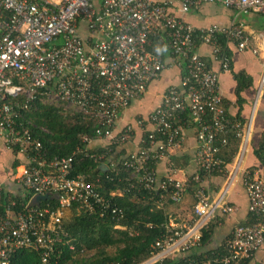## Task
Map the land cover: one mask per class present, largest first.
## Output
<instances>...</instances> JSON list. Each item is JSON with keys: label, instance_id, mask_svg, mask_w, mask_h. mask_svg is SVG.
Masks as SVG:
<instances>
[{"label": "built area", "instance_id": "1", "mask_svg": "<svg viewBox=\"0 0 264 264\" xmlns=\"http://www.w3.org/2000/svg\"><path fill=\"white\" fill-rule=\"evenodd\" d=\"M216 3L238 14L264 15V0H0V140L29 155L27 164L17 169L15 180L31 195L21 204L23 209L18 207L17 197H8L0 212V264H13L21 250L39 254L40 264H57L53 260L57 248L69 246L64 218L72 207L78 213L124 217L102 195L100 179L89 182L82 176L72 177V172L78 154L102 163L105 171L115 170V161H104L113 148L132 140L135 128L142 130L138 150L122 162L131 171L130 189L146 193L155 209L164 206L156 199L159 194H167L173 204L180 205L187 191H193L196 221L184 226L169 222L165 237L152 246L156 252L133 264H158L180 256L183 264H194L188 254L199 248L203 229L218 211L230 215L236 210L226 196L250 140L249 129L228 117L219 89L220 71L230 70L229 51H249L263 60L257 96L264 92V31L249 33L236 20L198 29L177 15ZM150 37L166 48L152 49ZM201 46L210 49L219 70L198 52ZM168 58L184 72L180 84L167 89L148 117L119 130L123 113L162 77ZM40 97L97 124L92 137L81 139L85 149L78 148L69 157H47L42 143L19 121ZM8 98L16 101L8 103ZM188 124L196 128L198 142L195 162L199 172L192 177L194 188L188 180L176 177L177 170L164 178L156 170L159 162L185 143ZM230 134L240 140L239 151L226 188L211 199L204 181L222 172L220 152L228 145ZM99 141L104 142L103 152L90 153V146ZM244 186L250 222L233 229L216 264H240L264 247L261 171L245 170ZM36 196H54L58 208L52 209L48 202L44 207L30 206ZM3 198L0 183V201ZM115 229L125 230L121 226ZM129 234L137 236L133 230Z\"/></svg>", "mask_w": 264, "mask_h": 264}, {"label": "trees", "instance_id": "2", "mask_svg": "<svg viewBox=\"0 0 264 264\" xmlns=\"http://www.w3.org/2000/svg\"><path fill=\"white\" fill-rule=\"evenodd\" d=\"M150 40L153 42L152 49L157 50L158 48L162 50V48H166L165 45L158 43L159 40L157 38L150 37ZM228 55L231 58V68L232 51H229ZM183 74L184 72H182ZM234 79L237 84L236 94L239 101H241V94L253 85V81L244 72L235 73ZM5 101L14 103L16 99L8 98ZM240 111L241 107L239 114ZM19 121H23L30 129L32 136L42 143L48 158L56 156L69 157L78 148L85 149L86 147H84L81 140L82 137H92L97 127L96 123L66 109L64 105L60 104L57 106L55 103H49L45 98L41 97L31 105L27 112L22 113ZM239 146L240 140L230 134L228 136V145L222 148L220 152V156L224 160L223 170L222 172H215L213 176L226 177L228 175V168L233 164L239 151ZM115 149H112V152L104 161L108 163L115 161L117 163L115 170L105 171L102 168V163L86 158L83 154H78L72 177L82 176L89 182H95L100 179L99 186H101L102 195L106 199L111 200V203L123 212L124 217L118 219L110 213L101 217L98 214L78 213L76 207L68 209L64 218V227L68 233L69 246L74 249L70 250L69 246L57 248L56 255L53 258L54 262L57 261V264H108L112 262L133 264L134 262H142L156 252L152 246L167 234L169 216L172 215L176 205L169 200L167 194H163V196L159 194L156 199L160 198L164 206L160 209H155L154 201H151L146 193L137 189H130L131 171L124 169L122 166L123 160H116V158L112 157ZM14 151L20 153L17 149H14ZM102 152L103 149L100 148L90 151V153ZM254 153L264 165V135ZM22 154L28 159L29 155L27 153ZM17 166L18 164H15V168ZM195 186L194 181H190V187L193 188ZM186 195H189L188 191ZM10 198L15 199L14 197ZM30 198L31 195L25 193L23 196H18L15 200L18 203V207H20L21 204L27 203ZM6 201L7 198H3L0 201V212L4 211ZM47 202L51 204L52 209L58 208L54 196H49L39 205L44 207ZM20 208L23 209L22 207ZM194 220L192 219L190 222H194ZM116 226H121L125 230L115 229ZM130 230L135 231L137 236H130ZM213 230L212 224L203 229L198 250L204 249L209 244ZM110 249H115V253H109ZM224 252L225 245L216 251L194 252L190 258L194 259V264H216L215 259ZM251 258L243 260L240 264H246ZM12 263L40 264V256L29 250H21L14 256ZM183 263V260L168 258L158 264Z\"/></svg>", "mask_w": 264, "mask_h": 264}, {"label": "crops", "instance_id": "3", "mask_svg": "<svg viewBox=\"0 0 264 264\" xmlns=\"http://www.w3.org/2000/svg\"><path fill=\"white\" fill-rule=\"evenodd\" d=\"M177 15L198 29L207 28L213 24L229 25L232 21L236 20L249 33L264 31V23L260 24L258 18L254 17L255 14H238L224 8L220 3L201 5L192 9L188 14L181 15L177 13ZM258 47L261 49L262 45L258 44ZM198 52L213 68L219 70L220 67L212 60L208 47L201 46ZM231 57L232 67L230 70L228 72L220 71L219 73L220 93L223 97V104L228 117L239 121L241 120L242 122H240L250 132V140L241 166L239 167L240 170L237 173L235 181L228 189L226 196L227 202L236 210L230 215L222 214L218 211L215 218L208 223V226L212 224L214 229L209 244L202 250H192L188 254L189 257L194 252L201 251V253H204L218 250L225 245L231 232L238 224H244L250 221L248 196L244 186V171L247 169H259L261 176L264 178V165L257 159L254 153L264 135V92L257 96V87L262 73L263 60L250 52L240 53L234 49H232ZM168 64L169 66L163 72L162 77L150 84L147 94L140 100L134 101L123 113L118 123L119 130L130 123L135 125L138 119L148 117L160 105L167 89L180 84L182 77L181 70L170 61V58H168ZM239 72H244L253 81V85L241 94V101H239L236 94L237 84L234 79V74ZM240 107L241 111L239 114ZM141 136L142 130L135 128V134L132 140L126 145L116 148L112 157L116 158V160H123L130 153L138 150ZM103 145L104 142L99 141L92 144L90 149H102ZM197 145L196 128L194 125L188 124L186 127V141L182 147L173 150L168 157L156 165L158 177L164 178L177 170L175 175L178 179L192 181V177L199 172L195 162ZM27 162L26 157L22 153H17L8 148L6 143L0 140V183L3 185L5 198L18 197L25 194V190L16 182L15 175L17 169L26 165ZM15 164H18L16 168ZM233 164L229 166V172L232 170ZM104 167L102 166V168ZM228 175L226 177L220 175L211 176L204 181L203 186H205L206 192L211 199L218 198L226 188ZM188 194V196H185V202L182 205L180 204V208L178 210L174 209L172 215L169 216V222L175 226L189 225V223L196 221L193 213V191H188ZM192 219H195L194 222H189ZM182 258L183 256L178 257V259ZM246 264H264V247L257 251Z\"/></svg>", "mask_w": 264, "mask_h": 264}, {"label": "rangeland", "instance_id": "4", "mask_svg": "<svg viewBox=\"0 0 264 264\" xmlns=\"http://www.w3.org/2000/svg\"><path fill=\"white\" fill-rule=\"evenodd\" d=\"M254 17L258 18L260 24H263V23H264V16L259 15V14H255ZM55 104H56L57 106L60 105V104H58V103H55ZM179 208H180V205H176V206L174 207V209H176V210H178ZM189 222H190V221H189ZM170 223H171V222H170ZM195 249H197V248H194L193 250H195ZM197 250H198V249H197ZM109 253L114 254V253H115V249H110V250H109ZM90 256H92V255L90 254Z\"/></svg>", "mask_w": 264, "mask_h": 264}, {"label": "water", "instance_id": "5", "mask_svg": "<svg viewBox=\"0 0 264 264\" xmlns=\"http://www.w3.org/2000/svg\"><path fill=\"white\" fill-rule=\"evenodd\" d=\"M49 196H36L32 199L30 206H38L39 202L42 200H46Z\"/></svg>", "mask_w": 264, "mask_h": 264}]
</instances>
